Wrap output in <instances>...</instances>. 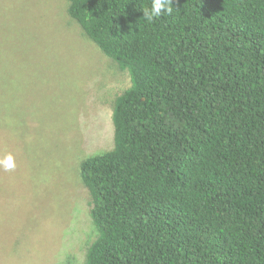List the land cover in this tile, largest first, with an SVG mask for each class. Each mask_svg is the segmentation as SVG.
I'll use <instances>...</instances> for the list:
<instances>
[{
	"label": "trees",
	"instance_id": "trees-1",
	"mask_svg": "<svg viewBox=\"0 0 264 264\" xmlns=\"http://www.w3.org/2000/svg\"><path fill=\"white\" fill-rule=\"evenodd\" d=\"M122 70L86 157L84 264H264V0H67Z\"/></svg>",
	"mask_w": 264,
	"mask_h": 264
},
{
	"label": "rangeland",
	"instance_id": "rangeland-1",
	"mask_svg": "<svg viewBox=\"0 0 264 264\" xmlns=\"http://www.w3.org/2000/svg\"><path fill=\"white\" fill-rule=\"evenodd\" d=\"M68 6L0 0V264H84L94 237L80 165L112 147L130 80Z\"/></svg>",
	"mask_w": 264,
	"mask_h": 264
},
{
	"label": "clouds",
	"instance_id": "clouds-1",
	"mask_svg": "<svg viewBox=\"0 0 264 264\" xmlns=\"http://www.w3.org/2000/svg\"><path fill=\"white\" fill-rule=\"evenodd\" d=\"M144 12V19L146 21H153L163 14L171 15L173 12V0H152L151 9ZM0 167L4 171H12L15 169V157L8 153L0 157Z\"/></svg>",
	"mask_w": 264,
	"mask_h": 264
}]
</instances>
